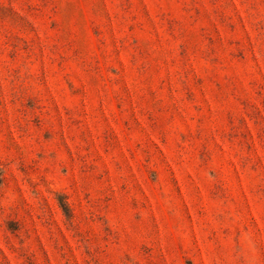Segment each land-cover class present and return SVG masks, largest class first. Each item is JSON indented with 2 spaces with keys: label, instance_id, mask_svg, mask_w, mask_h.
Wrapping results in <instances>:
<instances>
[{
  "label": "rangeland",
  "instance_id": "374dc122",
  "mask_svg": "<svg viewBox=\"0 0 264 264\" xmlns=\"http://www.w3.org/2000/svg\"><path fill=\"white\" fill-rule=\"evenodd\" d=\"M0 264H264V0H0Z\"/></svg>",
  "mask_w": 264,
  "mask_h": 264
}]
</instances>
